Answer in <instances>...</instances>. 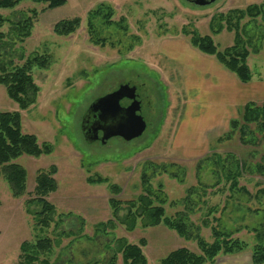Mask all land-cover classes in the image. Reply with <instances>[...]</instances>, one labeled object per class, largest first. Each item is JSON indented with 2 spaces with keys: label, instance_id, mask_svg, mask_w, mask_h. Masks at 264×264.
I'll return each mask as SVG.
<instances>
[{
  "label": "rangeland",
  "instance_id": "374dc122",
  "mask_svg": "<svg viewBox=\"0 0 264 264\" xmlns=\"http://www.w3.org/2000/svg\"><path fill=\"white\" fill-rule=\"evenodd\" d=\"M262 1L216 0L197 6L186 0H67L46 9L44 3L27 0L12 9L0 8V14L12 21L32 9L39 11L23 42L16 40L11 22L1 28L11 42L16 41L10 56L15 64L37 52L52 59L48 68L33 69L40 87L35 104L20 109L0 84V111H21L23 131L53 146L50 154L17 160L28 172L23 196L15 197L9 183L0 178V264H19L21 244L46 236L58 241L50 264H108L121 238L135 244L145 240L142 250L148 264H159L181 247L202 252L197 239L183 237L166 224L145 227L139 221L128 230L121 219L130 200L139 206L143 195L154 205H163L167 217L186 214L192 233L209 243L215 241L216 231L243 240L244 250L220 253L216 261L240 256L249 264L261 241L255 230L264 232V193L259 192L264 189V174L239 171L235 157L250 164L261 160L264 149L254 148L255 152L237 139L218 141L239 113L233 112L231 118L217 106L213 110L219 76L211 75L208 65L196 68L200 50L190 38L196 32L211 35L220 50L232 46L235 31L228 29L225 19L237 18L233 10ZM77 16L82 22L76 32L63 36L54 31L58 21ZM92 17L94 40L89 32ZM240 30L249 44L253 72L251 92L245 90L244 99L254 95L262 101L264 13L241 19ZM126 83L136 85L142 97L145 132L130 141L122 137L107 143L87 141L82 121L89 106ZM52 165L57 167L58 188L48 200L56 214L51 226L44 228L28 212L27 201L35 196L38 172ZM90 178L103 180L90 182ZM111 199L119 202L118 218ZM102 223H108L107 228ZM116 264H123L121 254Z\"/></svg>",
  "mask_w": 264,
  "mask_h": 264
},
{
  "label": "trees",
  "instance_id": "16d2710c",
  "mask_svg": "<svg viewBox=\"0 0 264 264\" xmlns=\"http://www.w3.org/2000/svg\"><path fill=\"white\" fill-rule=\"evenodd\" d=\"M24 1L27 0H0V8L12 9ZM30 1L44 3L47 5L46 9L59 7L67 2V0ZM30 12L31 14L17 21L7 19L0 14V84L5 85L9 97L16 101L22 110L28 109L35 104L40 92V87L34 79L33 69L35 67L48 68L52 59L48 54H39L37 52L29 56L24 63L15 64L10 56L12 53L11 49L16 41L11 42V39H8L10 37L1 28L7 21L11 22V29L16 35V40L23 42L31 35L39 13L37 9H32ZM232 13L237 18L229 17L225 19L228 29L235 31V40L232 46L220 50L211 35H199L196 32L193 33L190 41L194 47L203 53L214 55L221 64L235 73L242 82L247 83L253 77V72L248 64L251 51L248 47V42L243 39L241 34L240 20L246 16L254 18L264 13V0L259 4H251L244 10H233ZM93 17L89 21V32L91 38L94 40L95 24ZM107 17L109 18L108 21L111 22V11L108 12ZM234 19H236V22H234ZM81 22L82 20L78 16L63 19L54 25V31L58 35H70L76 32L81 26ZM220 29L216 31L219 32ZM232 139L239 140L243 146L253 147L254 151V148L259 147L264 149V100H250L246 102L240 108L238 116L230 120L229 130L218 141ZM52 150L53 146L49 143H40L36 134L23 131L21 111H0V178L3 177L9 183L12 194L15 197H21L27 192L28 178L27 169L17 160L23 155L40 157L50 154ZM260 158V161L250 164H246L240 158L235 157V160L241 172L264 174V152ZM239 171L233 176L234 182L232 187L234 188L238 186L237 177L240 174ZM56 173L57 167L55 165H52L48 169L40 170L36 176L35 196L27 201L28 212L35 217L36 224L40 227L49 228L55 221L56 207L48 200V196L58 188V182L55 177ZM144 177L145 175H143ZM102 180V178L89 179L90 182H100ZM259 192L264 193V189ZM140 200L139 206L130 200V207L126 216L121 219L127 225L128 230L135 229L139 221L145 227L166 224L171 228H175L183 237L197 239L202 251L201 253H196L186 247H181L171 251L166 257L161 259L159 264L214 263L220 253H238L247 247V243L243 240L238 238L232 239L230 238V234L217 231L214 232L216 236L215 241L209 243L200 237L199 234L192 233L185 219L186 214L181 213L178 219H172L165 216L166 210L164 206L154 205L149 196H140ZM111 204L114 208V217L118 218V211L120 209L118 200L111 199ZM35 205L36 208H32ZM135 207H137V210H134ZM108 223H112L111 220ZM107 224L102 223L101 225L106 227ZM255 231L257 232L258 239L261 241L253 248L252 263L263 264L264 232H260L259 229ZM54 244L58 245V241L54 242V239L50 236L41 237L35 242L24 241L21 244L19 264H50ZM145 244V240H142L140 244H135L128 243L125 238L118 239L117 247L113 248L114 254L110 257L108 264H116L119 254L122 255L123 264H148V258L142 250ZM98 263L96 261L94 264Z\"/></svg>",
  "mask_w": 264,
  "mask_h": 264
},
{
  "label": "water",
  "instance_id": "95a60500",
  "mask_svg": "<svg viewBox=\"0 0 264 264\" xmlns=\"http://www.w3.org/2000/svg\"><path fill=\"white\" fill-rule=\"evenodd\" d=\"M197 6H206L216 0H186ZM142 97L137 87L122 84L113 92L97 98L88 108L82 121V131L87 141L107 143L113 137L130 141L147 129L141 112Z\"/></svg>",
  "mask_w": 264,
  "mask_h": 264
},
{
  "label": "crops",
  "instance_id": "0c3cea01",
  "mask_svg": "<svg viewBox=\"0 0 264 264\" xmlns=\"http://www.w3.org/2000/svg\"><path fill=\"white\" fill-rule=\"evenodd\" d=\"M196 54L200 60L198 64H196V68L199 66L201 67V65H208V67H211L210 74L219 76V82H216L217 84L215 85V91L217 95H215L214 98L216 99L212 103L213 110L216 109L217 106L221 111L224 110L225 116L226 114H229V116L232 118L234 117V115H232L233 112H235V114H238L240 108L246 102L255 100L253 99L254 95L249 96L250 99L248 100L244 99L243 92L245 90L251 92V89L249 88L250 82H242L235 73L221 64L214 55H209L203 53L202 51L197 52ZM212 57H214V59ZM245 86H247V89L245 88ZM222 95H224L223 104L221 103L223 101ZM215 102L218 103L216 104ZM232 259H223L222 261L217 260L215 263L207 264H248V262L246 260H242L240 256H235ZM251 261L252 260H250L249 264L252 263Z\"/></svg>",
  "mask_w": 264,
  "mask_h": 264
},
{
  "label": "flooded vegetation",
  "instance_id": "af4514ba",
  "mask_svg": "<svg viewBox=\"0 0 264 264\" xmlns=\"http://www.w3.org/2000/svg\"><path fill=\"white\" fill-rule=\"evenodd\" d=\"M120 85H122V84H120ZM132 86V85H131ZM133 86H136V85H133ZM137 87V86H136ZM137 93H138V88H137ZM139 94V93H138ZM140 95V94H139ZM141 96V95H140ZM146 121H147V119H146Z\"/></svg>",
  "mask_w": 264,
  "mask_h": 264
}]
</instances>
